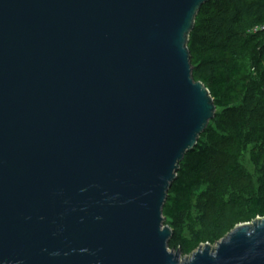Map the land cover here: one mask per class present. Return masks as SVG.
<instances>
[{"label":"water","instance_id":"1","mask_svg":"<svg viewBox=\"0 0 264 264\" xmlns=\"http://www.w3.org/2000/svg\"><path fill=\"white\" fill-rule=\"evenodd\" d=\"M211 1L0 0V264H264V218L169 248L217 114L189 50Z\"/></svg>","mask_w":264,"mask_h":264},{"label":"trees","instance_id":"2","mask_svg":"<svg viewBox=\"0 0 264 264\" xmlns=\"http://www.w3.org/2000/svg\"><path fill=\"white\" fill-rule=\"evenodd\" d=\"M264 0H213L189 41L217 114L186 155L163 211L170 250L190 256L264 218ZM255 173L244 165L247 148Z\"/></svg>","mask_w":264,"mask_h":264},{"label":"rangeland","instance_id":"3","mask_svg":"<svg viewBox=\"0 0 264 264\" xmlns=\"http://www.w3.org/2000/svg\"><path fill=\"white\" fill-rule=\"evenodd\" d=\"M244 165L247 168V170L251 173H255L254 167L250 161V147L247 148V153H246V157L244 160Z\"/></svg>","mask_w":264,"mask_h":264},{"label":"built area","instance_id":"4","mask_svg":"<svg viewBox=\"0 0 264 264\" xmlns=\"http://www.w3.org/2000/svg\"><path fill=\"white\" fill-rule=\"evenodd\" d=\"M259 30H264V28H258L254 32H258Z\"/></svg>","mask_w":264,"mask_h":264}]
</instances>
